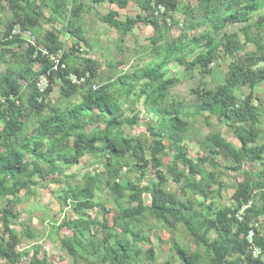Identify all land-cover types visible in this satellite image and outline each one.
Segmentation results:
<instances>
[{"label": "trees", "instance_id": "1", "mask_svg": "<svg viewBox=\"0 0 264 264\" xmlns=\"http://www.w3.org/2000/svg\"><path fill=\"white\" fill-rule=\"evenodd\" d=\"M104 3L122 10L128 0H0V65L5 66L0 73V200L4 202L0 262L14 264L20 258V245L35 239L27 225L19 232L12 228L20 217L15 208L21 202L22 189L39 184L33 181L34 176L42 182L60 176L63 169L58 162L78 165L87 158V165H100L104 171L87 174L84 184L71 190L73 217L63 222L71 236L63 238L60 245L72 264L153 262V243L142 230L147 217L167 228L169 234L181 227L191 239L188 249L171 237V256L160 264H264V233H259L260 228L264 232V143L258 128L264 101L254 94L264 85V42L260 32L251 33L252 29L264 31V0H198L188 20L181 23V33L170 42L164 39L162 29L179 26L169 18L179 11V0H136L141 14L124 22L109 11L100 20L118 32L121 41L141 23L151 27L153 36L148 65L107 77L101 75L97 61L80 56V45L92 50L85 38L83 16L89 8ZM159 6L164 12L158 11ZM253 13H258L255 23H251ZM56 24L61 31L44 29ZM204 25H210L209 34H187ZM235 25L240 26L237 32L224 33L216 42L214 36ZM60 34L71 41L67 52ZM248 44L254 49L245 51ZM116 47L123 48L117 43ZM198 47L204 52L186 63L182 54ZM219 51L231 59L223 83L214 89L203 85L192 89L193 110L182 101L169 102L178 80L167 77V67L175 62L189 71L197 69L204 78L211 75L210 66ZM118 65L120 61L109 64L108 70ZM42 78L45 87L39 90ZM55 88L57 104L50 100ZM243 88L249 92L239 98L236 93ZM130 96L133 103L142 100L145 112L156 120L154 126L147 125L148 136L126 137L122 132L124 125L134 126L138 121L137 113L125 117L130 106L123 108V103ZM75 98L79 103L72 105ZM204 113L206 121L215 117L230 130L239 146L215 133L206 140L208 151L193 161L183 144L191 128L187 120ZM89 124L95 127L86 132ZM73 137L71 154L66 155L62 149ZM170 153L174 166L183 167L171 176L180 186L183 201L167 189L162 171L163 158ZM217 157L234 165L224 168L226 171L242 172V181L235 185L227 207L219 206L225 185ZM254 165L260 169L253 175ZM203 166H208L209 172H195V167ZM124 169L134 173L135 182L121 181ZM149 172L151 182L140 186ZM102 190L112 203L111 224L102 206L95 217L89 214L98 207L95 192ZM144 195L150 197L148 205ZM249 230L254 233L250 242L246 239ZM82 241L90 245L91 253ZM254 249L259 252L255 257ZM32 253L36 261L30 264H48L36 244Z\"/></svg>", "mask_w": 264, "mask_h": 264}, {"label": "rangeland", "instance_id": "2", "mask_svg": "<svg viewBox=\"0 0 264 264\" xmlns=\"http://www.w3.org/2000/svg\"><path fill=\"white\" fill-rule=\"evenodd\" d=\"M83 1V0H80ZM198 0H179V11L171 14L169 18L178 23V27L172 26L168 29L163 28L164 39L168 42L176 39L182 28L181 23L187 21V15L189 11L195 9ZM116 10V8L111 7L109 4L104 3L101 6L97 5L89 8L87 13L83 16L85 21V38L92 47L91 51H88L84 45H80L82 50L80 53L81 57H88L99 63L100 73L103 77H107L108 74H129L132 72V67L140 68L146 66L150 63L151 58L148 54L149 49H151V38L153 36V31L151 27L145 26L142 23L138 24L133 31L123 37H121L118 32L114 29L109 28L107 25L103 24L100 20L102 15L107 14L109 11ZM127 11V12H126ZM263 12V11H262ZM139 14L137 9L136 0H130L129 8L119 15L118 21H124L127 18H134ZM251 23H255L258 13H253L251 15ZM169 23V22H168ZM61 31L59 24L53 27L45 26V30ZM240 26H226L223 32L214 36L216 42L220 41L221 36L224 33H234ZM1 31V30H0ZM210 33V25H204L200 29L194 31H188L189 36H197L200 34ZM261 34L264 42V31H259L257 29H252L251 33ZM27 39V36H24ZM60 42L64 46V51L67 52L71 47L70 39L64 34L58 35ZM243 41L242 37H240ZM1 40V36H0ZM116 43L123 46L122 49H117ZM245 51L253 50L254 47L251 44L246 45ZM1 49V44H0ZM21 52V51H18ZM204 49L201 47L192 48L188 52H184L182 57L187 63L194 58L195 55L203 53ZM242 55V51H240ZM78 56V55H77ZM120 61L121 65L115 67L113 71L108 70L109 64H115V62ZM231 59L225 57L221 51L218 52L216 60L210 66L212 70L211 75L201 78L198 74L197 69L193 71L187 70L184 66L173 62L167 67V77L175 78L178 80L177 85L172 89L169 95V102L171 100L182 101L188 107L193 110L196 104L195 97L191 95L190 91L199 85L205 86L207 89H214L217 85L223 83L227 67ZM35 69H37L35 67ZM5 66L0 65V73H4ZM248 89L243 88L237 92V96L242 98L248 94ZM254 94L264 101V85L256 88ZM58 89L55 88L50 96L51 102L58 103ZM133 96H130L129 100L123 103V108L130 106L125 114V117L130 119L137 113L138 121L134 126L124 125L122 127V132L126 137H139L142 135L148 136L146 131L147 125L154 126L156 120L152 114L145 112L142 100L138 103H133ZM129 102L133 104V107L129 105ZM79 103V99L75 98L72 100V105ZM60 103L59 105H61ZM264 106V105H263ZM133 110V111H131ZM207 114H202L197 118H190L187 120L191 126L189 133L186 135L183 144L187 148L188 158L195 161L199 158L203 152L208 151L207 138L215 133H219L221 137L226 141L238 147V142L234 139L232 132L228 130L223 124L216 121L215 117H208L206 121ZM95 127L94 124H89L85 131L90 132ZM258 128L263 132V137L261 142L264 143V115L260 118V123ZM1 130V126H0ZM75 137L69 141L67 147L64 146L62 152L66 155L71 154V146L74 142ZM260 142V143H261ZM167 145V142L165 141ZM30 160L29 158H26ZM173 153L169 154L163 158L162 171L168 180L167 189L174 193L176 197L183 201L184 197L180 191V186L175 184L171 180L173 172H179L183 169L180 165L174 166ZM218 170L223 173L221 181L225 185V190L222 192V199L219 202V206L227 207L230 205V198L234 191L235 185L242 181V172L226 171L224 168H232L234 165L230 162L224 161L223 158L217 157ZM57 166L63 169L60 176L49 177L45 181H40L36 176L33 177V181L39 183L35 186L27 185L22 189L20 194L21 202L15 208V211L20 213L19 219L13 223V229L20 231L24 226H29L35 235L33 242H24L18 250L20 251V258L14 264H30L36 261V257L32 253V245L36 244L40 247V253L42 256L47 258L48 264H72L71 258L61 249L60 242L65 237L71 236V231L68 226L63 225V222L70 219L72 220L73 214L71 213L72 200H71V190H75L77 187H81L84 184L83 177L87 174H93L96 172H103L104 168L100 165H87V158H85L78 165H64L62 162H58ZM248 170V167H245ZM258 165L253 166V175L259 170ZM187 171V169L185 168ZM196 173L203 175V172H209L210 168L208 166H203L202 168L195 167ZM185 171V172H186ZM124 176L121 181H134L135 175L133 172L124 169ZM199 177V176H197ZM152 180V176L149 173L141 181L140 186H145L149 184ZM95 203L97 204V210L90 212L91 217H95L96 211L103 207L104 217L111 224L113 218L112 203L109 199V194L102 190L96 191L94 194ZM146 205L150 202V197L144 195L143 197ZM199 201V199H197ZM4 207V202L0 200V210ZM263 224V223H262ZM143 233L148 236L153 243L155 249V260L153 262H145V264H160L169 259L171 253L169 251V239L174 237L179 243L185 245L188 249H191L192 244L191 239L187 237L186 232L183 228L178 227L176 231L169 234L167 228L161 226L156 220L151 217H147L143 223ZM259 233L263 234L262 229H259ZM88 252H92L90 245L85 244L82 241ZM0 264H13V263H2ZM86 264V263H81ZM105 264H108L107 262Z\"/></svg>", "mask_w": 264, "mask_h": 264}, {"label": "built area", "instance_id": "3", "mask_svg": "<svg viewBox=\"0 0 264 264\" xmlns=\"http://www.w3.org/2000/svg\"><path fill=\"white\" fill-rule=\"evenodd\" d=\"M152 6L154 7L153 3H152ZM157 9H158V11H159L160 13L164 12L163 8L160 7V6H159ZM52 59H53V58H52ZM73 80H74V78H73ZM44 83H45V79H44V78H42V79L38 82L37 87H38L39 90H42V89L45 87ZM243 209H244V208H243ZM243 209H242V211L240 212V214H238V216H237V218H238L239 221L242 219V218H241V215L243 214V213H242V212H243ZM253 234H254V233H253L252 230H249V231H248L247 236H246V239H247L249 242L251 241V238L253 237ZM258 254H259V252H258L257 249H254V250L252 251V255H253L254 257L257 256Z\"/></svg>", "mask_w": 264, "mask_h": 264}, {"label": "crops", "instance_id": "4", "mask_svg": "<svg viewBox=\"0 0 264 264\" xmlns=\"http://www.w3.org/2000/svg\"><path fill=\"white\" fill-rule=\"evenodd\" d=\"M129 3H130V0H128V4H127V6H126V8H124V9H118V8H116L115 6H111V7H113V8H116V10H113V12H116L117 13V19L119 18V15L122 13V11H125V10H127L128 8H129ZM102 5V4H101ZM100 5V6H101ZM137 9H138V11H139V15L141 14V12H140V10H139V8L137 7ZM127 12V11H126ZM106 15V14H105ZM102 16H104V15H102ZM116 19V18H115ZM116 19V20H117ZM118 21V20H117ZM125 21V20H124ZM124 21H120V22H124Z\"/></svg>", "mask_w": 264, "mask_h": 264}]
</instances>
